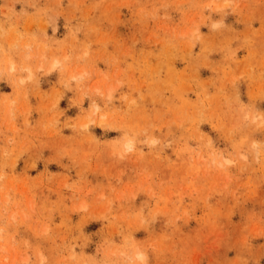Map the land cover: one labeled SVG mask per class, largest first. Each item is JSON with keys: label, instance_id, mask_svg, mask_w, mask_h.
Listing matches in <instances>:
<instances>
[{"label": "rangeland", "instance_id": "obj_1", "mask_svg": "<svg viewBox=\"0 0 264 264\" xmlns=\"http://www.w3.org/2000/svg\"><path fill=\"white\" fill-rule=\"evenodd\" d=\"M0 264H264V0H0Z\"/></svg>", "mask_w": 264, "mask_h": 264}, {"label": "bare ground", "instance_id": "obj_2", "mask_svg": "<svg viewBox=\"0 0 264 264\" xmlns=\"http://www.w3.org/2000/svg\"><path fill=\"white\" fill-rule=\"evenodd\" d=\"M55 62H56V61H55ZM55 62H54V63H55ZM56 63H58V62H56ZM56 63L53 65L54 68H55V66L57 65ZM10 66H11V65H10ZM13 69H14L13 66H11V67H10V70H13ZM52 69H53V68H52ZM52 69H51V70H52ZM27 71L29 72V70H27ZM29 76H30V74H29ZM28 78H29V77L27 76V79H28ZM21 79H22V78H21ZM22 81H23V80H22ZM86 126H88V123H86V124L84 125V127H86ZM128 148H131V144H128ZM139 257H141V256L139 255ZM27 260H28V259H27ZM27 260H25V261H27Z\"/></svg>", "mask_w": 264, "mask_h": 264}]
</instances>
